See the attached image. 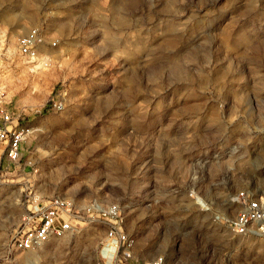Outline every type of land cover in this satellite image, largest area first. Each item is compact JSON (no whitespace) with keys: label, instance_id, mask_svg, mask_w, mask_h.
<instances>
[{"label":"rangeland","instance_id":"1","mask_svg":"<svg viewBox=\"0 0 264 264\" xmlns=\"http://www.w3.org/2000/svg\"><path fill=\"white\" fill-rule=\"evenodd\" d=\"M32 28L56 42L34 66L17 51ZM0 69L18 113H34L0 178V264H92L106 226L90 218L35 253L13 251L53 199L118 204L135 234L148 223L143 257L264 264L262 243L229 227L230 197L264 190V0H0ZM56 92L64 109L47 111ZM189 191L205 211L183 210Z\"/></svg>","mask_w":264,"mask_h":264},{"label":"built area","instance_id":"2","mask_svg":"<svg viewBox=\"0 0 264 264\" xmlns=\"http://www.w3.org/2000/svg\"><path fill=\"white\" fill-rule=\"evenodd\" d=\"M55 46V41H49L37 28H32L18 39L17 51L27 65L34 66L43 61L44 47ZM60 95V92H56L50 96L44 109L61 112L64 105ZM33 114L18 113L0 79V178L5 169L19 162L23 144L32 137L33 130L24 126L23 122ZM260 133L264 139V128ZM192 201L199 211H205L203 200L193 196L191 191L183 197V210H187ZM229 201L239 207L229 226L233 234L242 240L259 241L264 247V190L256 187L240 190L233 194ZM149 207L150 203L145 205V208ZM30 213L33 216L24 220L26 228L16 233L13 238L14 252L35 253L52 241L78 233L80 224L90 218L96 224L106 226L99 236L96 258L92 264H176L169 261L165 251L157 252L152 257L138 254V233L149 227L148 223L143 221L150 216L141 218V230L135 234L127 228V216L118 204L105 205L93 200L85 209L80 210L72 200L53 199L47 206H36L35 212Z\"/></svg>","mask_w":264,"mask_h":264}]
</instances>
